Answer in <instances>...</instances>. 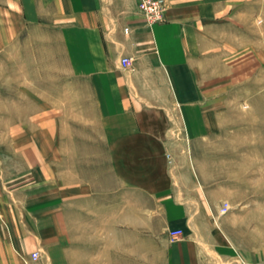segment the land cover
Listing matches in <instances>:
<instances>
[{"label": "crops", "instance_id": "crops-1", "mask_svg": "<svg viewBox=\"0 0 264 264\" xmlns=\"http://www.w3.org/2000/svg\"><path fill=\"white\" fill-rule=\"evenodd\" d=\"M19 1L24 25L59 32L68 107L84 111L61 122L66 135L49 129L44 110L54 106L29 94L24 54L23 68L0 69V254L23 264H264V238L243 207L251 199L236 209L177 159L189 132L198 139L200 119L182 115L194 104L185 35L196 6L166 0L163 20L148 25L137 0ZM12 57L5 49L4 61ZM56 135L66 150L54 147Z\"/></svg>", "mask_w": 264, "mask_h": 264}, {"label": "rangeland", "instance_id": "rangeland-1", "mask_svg": "<svg viewBox=\"0 0 264 264\" xmlns=\"http://www.w3.org/2000/svg\"><path fill=\"white\" fill-rule=\"evenodd\" d=\"M19 2L0 0V42L12 40L6 46L0 44V69L9 63L12 70L20 69L23 62L16 54L22 52L29 94L43 98L45 105L54 106L45 107L44 115L46 119L51 114L58 116L57 123L53 125L45 119V124L49 129L56 126L57 132L66 135L61 122H65L69 113L75 112L78 117L84 111L68 107L71 76L66 45L57 30L43 25L36 27L33 26L36 22L30 21L24 25ZM166 5L163 0L161 18L155 22L163 20ZM183 5H195L196 11L190 14L185 35L190 59L186 100L194 104H189L187 113L183 110L182 115L200 120L193 125L198 139L192 140L189 132L187 140H181L184 155L177 159L180 164L199 170L196 181L203 180L221 198L230 197L236 203L250 198L252 203L243 207L249 210L253 229L256 226L262 233L255 238L263 239L264 0H184ZM5 49L13 56L11 62L4 61ZM28 104L33 106L25 107L30 115L36 108L30 98ZM4 113V108H0L1 121L7 116ZM4 127L0 123L3 137ZM73 128L75 132L86 131L78 123ZM64 138L59 140L56 135L54 147L66 150L68 142ZM234 207L241 208L238 203ZM0 255L8 264H23L12 254Z\"/></svg>", "mask_w": 264, "mask_h": 264}, {"label": "built area", "instance_id": "built-area-1", "mask_svg": "<svg viewBox=\"0 0 264 264\" xmlns=\"http://www.w3.org/2000/svg\"><path fill=\"white\" fill-rule=\"evenodd\" d=\"M138 9L143 14L144 19L148 23H153L161 18V13L163 10V0H137ZM126 29V28H125ZM132 58L129 56H122L120 62L123 66L129 65L131 63ZM228 203L226 201L223 202L220 210L222 212L227 211ZM182 234L181 228H172L169 230V236L172 240L179 238ZM33 258L38 256L37 251H33L31 253Z\"/></svg>", "mask_w": 264, "mask_h": 264}]
</instances>
